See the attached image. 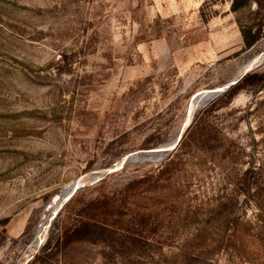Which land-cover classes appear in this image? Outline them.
I'll list each match as a JSON object with an SVG mask.
<instances>
[{
    "label": "rangeland",
    "instance_id": "1",
    "mask_svg": "<svg viewBox=\"0 0 264 264\" xmlns=\"http://www.w3.org/2000/svg\"><path fill=\"white\" fill-rule=\"evenodd\" d=\"M231 4L0 0V264H264V189L261 209L243 195L264 167V34L246 50L259 6ZM100 198L112 214L82 212ZM86 216L162 251L65 244Z\"/></svg>",
    "mask_w": 264,
    "mask_h": 264
},
{
    "label": "trees",
    "instance_id": "2",
    "mask_svg": "<svg viewBox=\"0 0 264 264\" xmlns=\"http://www.w3.org/2000/svg\"><path fill=\"white\" fill-rule=\"evenodd\" d=\"M252 0H232L231 10L233 12H238L244 7L248 6ZM259 6V13L261 14L260 23L257 28H247L243 27L241 30V34L243 37L245 49H251L254 45H256L262 38L264 34V0H256ZM255 30V32H253ZM261 76L257 74L246 75L240 82L236 85L231 86L225 93H223L216 103L220 101V103H229L233 97L242 89L243 84L248 85L249 80H258ZM244 80V81H243ZM242 82V83H241ZM258 85V84H257ZM244 88V87H243ZM215 103V104H216ZM206 114L209 110L204 111ZM164 169L159 170L157 177L155 179L161 178ZM154 174H145L139 180L134 181L130 186L140 185L146 183L150 180L154 179ZM244 181V192L243 195L248 203L254 202L259 209H261V200L259 198L260 192L264 189V167L263 165L250 164L249 168L244 171L243 175ZM260 201V202H259ZM115 206L114 198H100L96 200H92L87 202L85 206H83L82 212H86L87 215L91 213H96L97 215H106L112 214L113 207ZM263 208V206H262ZM144 217V222L139 220L140 225L138 226L140 231L142 227H150L149 230L153 234L158 232V225L155 222V218L152 214H140ZM139 215V216H140ZM109 217V216H107ZM147 217V219H145ZM120 219V218H119ZM89 218V216L82 217L78 224L72 225L71 228L67 229L63 235V239L65 244L71 242L78 241H92V242H102L112 246V248L117 249L122 255L123 251L127 249L130 253L138 254L136 257L141 256V253L146 251H151L156 253L157 250L162 251L161 246L163 245L160 240L156 238H145L138 234V230H132L131 228L126 229V232H122L118 227L121 226L122 222L119 223L120 220H116L114 224H110L107 220L103 221H95ZM126 225H130L128 221L124 222ZM120 225V226H119ZM143 227V228H144ZM146 230V228H145ZM162 239V238H160ZM159 244V245H158ZM161 245V246H160ZM156 246V247H155ZM158 246V248H157ZM157 248V249H156ZM156 249V250H155ZM154 250V251H153ZM151 252V253H152ZM140 253V254H139ZM152 257V254H151ZM188 258L192 262H197L200 258L189 253Z\"/></svg>",
    "mask_w": 264,
    "mask_h": 264
},
{
    "label": "water",
    "instance_id": "3",
    "mask_svg": "<svg viewBox=\"0 0 264 264\" xmlns=\"http://www.w3.org/2000/svg\"><path fill=\"white\" fill-rule=\"evenodd\" d=\"M234 84H235V83H234ZM234 84H231V85H229V86H227V87H224L222 90H215V91H212V92H210L209 94H210V95H215V94H218V93L224 92L225 90H227L230 86H232V85H234Z\"/></svg>",
    "mask_w": 264,
    "mask_h": 264
}]
</instances>
